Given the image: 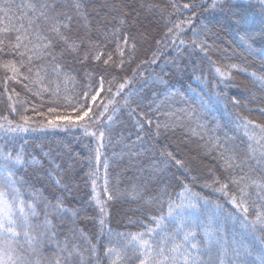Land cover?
Listing matches in <instances>:
<instances>
[{
	"label": "snow or ice",
	"instance_id": "1",
	"mask_svg": "<svg viewBox=\"0 0 264 264\" xmlns=\"http://www.w3.org/2000/svg\"><path fill=\"white\" fill-rule=\"evenodd\" d=\"M202 3L205 10L210 7L223 11L228 7L225 0H202ZM169 4L173 11L168 13L171 25L166 33L168 43L174 46L177 54L187 47L192 51L199 49L207 56L211 45L199 36L196 29H192L190 42L182 37L185 25L190 28L195 18L193 4L178 3L177 0H169ZM258 6L264 14V0H258ZM89 7L93 5L88 0H0V89L7 94L10 112H17L18 103L23 106V112L28 110L24 99H13V95L19 97L20 93L15 87L10 88V83L23 84L34 96L48 93L53 105L48 107L47 114L40 113L45 120L39 122V129L31 126V117L23 112L19 120L0 116V264H264V123L246 116L238 115L235 123L244 137V149L229 147L227 142L221 145L218 137L208 141L209 151H216L224 177L222 179L213 171L212 182H205L201 187L221 194L230 208L201 195L187 183L182 184V190L174 196L168 194L164 185L159 195L150 198L144 197L143 186L133 185L132 199H144L147 204L157 205L158 214L150 215L143 230L134 233L110 227L109 202L128 189H120L118 180L116 186H111L107 157L102 162L103 184L98 187L101 150L105 147L106 132L107 142L112 143L110 130L120 111L119 107H113L109 112V106L115 103L114 97L119 96L131 81L125 79L119 83L113 98L105 97L107 103L101 100L97 104L100 93L105 89V79L101 75L97 89H92L89 84L88 91L81 93L84 103L79 100L75 103L72 108L75 116L61 113L54 106L59 102L61 83L65 93L68 92L69 81L76 84L73 71L66 66V55L74 56L80 63L92 59L100 65L120 68L134 58L136 44L130 43L128 35L122 33L126 24L124 17L119 18L118 25L111 27L101 28L98 23L94 34ZM147 7L151 10L159 8V5L149 4ZM185 10H191L187 18H178L173 23L171 17H179ZM160 11L163 13L164 9ZM235 22L239 23V20ZM74 25L83 28V32ZM110 43L115 45L112 51L107 50ZM160 54L159 49L153 53L151 63H156ZM114 55L119 59H115ZM229 67L246 71L235 64ZM215 71L225 80L232 78L229 71H222L219 67H215ZM249 75L264 90V75L256 72ZM153 79L167 85L162 78ZM196 79L201 81L200 76ZM114 80L115 77L108 81L109 93L113 92L111 84ZM131 95V92L126 94L124 106L129 105L127 97ZM174 95L176 93L168 90L165 99ZM219 96L216 93L208 97L207 103L203 97L198 98L200 110L211 111L210 105L221 102ZM63 98L72 104L71 96ZM89 99L91 105L97 106L95 113L88 103ZM233 103L238 104L239 101L233 99ZM163 104L164 101L157 102L156 109L159 110ZM177 111L183 112L184 116L177 117L175 122H156L152 133L154 140L159 139L162 128L167 132L185 127V119L196 122L201 129L205 128L203 123H199L196 109L181 108ZM258 111L264 114V108ZM106 114L107 128L92 130V125L100 124ZM128 114L138 117L136 127L139 129L144 128L145 122L149 126L153 123L151 118L137 113L135 108L129 107ZM163 114L175 116L172 111ZM76 127L98 142L87 157L88 171L85 173L92 189L88 205L95 209V215H89L87 208L73 207L67 202L72 197L74 185L72 177L66 180L65 174L75 172L73 157L70 156L66 167H62L50 152H43L40 157L30 155L24 147L26 140L20 142L22 134L30 130H68ZM192 132L197 134L195 129ZM116 142L128 149L127 152L122 149L113 153L121 160L125 156L144 155L153 147L145 146L146 142L140 135L128 143L122 134H118ZM137 145L140 147L137 148ZM171 166H178L191 175L185 162L165 145L159 150V159L149 165L151 178L157 179ZM29 168H47L53 190L48 192L28 181L22 173ZM191 179L196 181L195 176ZM81 221H91L96 228L95 235L82 226ZM228 224L233 226L231 230L227 229ZM237 225L239 231L236 230Z\"/></svg>",
	"mask_w": 264,
	"mask_h": 264
},
{
	"label": "trees",
	"instance_id": "2",
	"mask_svg": "<svg viewBox=\"0 0 264 264\" xmlns=\"http://www.w3.org/2000/svg\"><path fill=\"white\" fill-rule=\"evenodd\" d=\"M88 2L93 5L88 8V12L94 34L98 23L101 28L111 27L118 25L119 18L124 17L126 24L122 28V33L128 35L130 43L136 44L135 55L131 62L125 63L122 68L100 65L92 59L80 63L74 56L66 55V66L73 71L76 84L73 85L69 81L68 92L65 93L64 84L61 83L59 102L54 106L61 113H72V108L78 100L84 103L81 93L88 91L89 84L92 89H97L101 75L105 79V89L100 93L97 104H100L101 100L107 103L105 97L113 98L119 83L124 82L125 79L131 81L126 84L119 96L114 97L115 103L109 106V112L113 107H119L120 111L115 117V125L110 130L112 143L107 142L108 133L106 132L105 147L101 150L98 187L103 184L102 162L107 157L111 186H116L118 180L120 189H128L119 198L109 202L110 227L116 231L134 233L143 230L144 224L149 222L150 215L158 214L157 205L147 204L144 199H132L133 185L143 186L144 197L150 198L159 195L160 188L164 185L167 186L168 194L174 196L182 190V184L187 183L201 195L210 200H218L226 208H230L231 206L225 203V198L221 194L213 192L210 188H203L201 185L212 182L213 171L222 179L224 177L216 151H209L210 138L218 137L221 145L227 142L229 147L242 150L246 145L242 143L244 140L242 133L235 127L237 116H246L264 123V114L258 111L259 108H264V90L249 75L251 72L264 75V14L260 11L258 0H225L228 7L223 11L213 10L210 7L205 10L202 0H177L178 3H192L195 10L192 25L190 28L185 25L186 30L182 33V37L190 42L192 29H196L199 36L211 45L207 56L199 49L192 51L187 47L182 53L177 54L174 46L168 43L169 38L166 33L171 26L168 22V13L173 11L169 0H88ZM149 4L159 5V8L150 10L147 7ZM160 9H164V12L161 13ZM189 11L191 10H185L179 17L173 15L172 22L175 23L178 18L186 19ZM237 19L239 23L235 22ZM74 28L79 26L74 25ZM79 31L83 32V28H79ZM97 38L103 39L100 36ZM114 47L115 45L110 43L107 50L112 51ZM158 49L162 54L156 57V63H151L153 53ZM125 56H128L127 50ZM114 58L119 59L116 55ZM233 64L246 71L230 68L229 66ZM215 67L231 72V80L221 77L215 71ZM197 76L201 77V81H197ZM113 77H115L111 84L113 92L109 93L108 81ZM153 78H162L167 81V85H161ZM225 85L229 86L225 87ZM9 87H15L20 93L19 97L13 95V99H24L28 110L23 112V106L18 103L17 112L11 113L7 94L0 89V116L7 115L10 119L19 120V115L23 112L31 117V126L39 129V122L45 120L40 113L47 114L48 107L53 106L49 94L42 93L41 96H34L23 87V84L10 83ZM168 90L176 95L166 100ZM129 92L132 93L127 97L129 105L124 106L125 96ZM216 93L220 94L221 102L214 106L210 105L211 111H201L198 98L203 97L207 103L208 97ZM65 95L72 97V104L63 98ZM233 99L238 100L239 103L234 104ZM159 101H164V104L157 110L156 104ZM88 103L95 113L98 110L97 106L91 105L90 99ZM129 107L151 118L152 125L149 126L145 122L143 129L137 128L138 117L128 114ZM181 108L196 109L199 123H203L205 128L201 129L197 127L196 122L185 119V127L169 129L167 132L162 128L161 136L158 140H154L152 133L155 131L156 122H175L177 117L184 116L183 112L177 111ZM169 111L175 112V116L163 114ZM72 114L76 115V113ZM106 117L107 114L100 124L92 125V130L107 128ZM192 129H195L197 134H193ZM118 134H122L128 143L136 140L138 135L143 136L145 146L153 145L152 150L141 156H125L122 160L117 159L113 156L114 152L119 153L122 149L125 152L128 151L122 144L116 142ZM25 140L26 143H24ZM20 142L24 143L25 150L30 155L40 157L43 152H50L62 167H66L70 156L73 157L75 172L65 174L66 180L69 176L72 177L74 185L72 197H69L67 202L73 207L87 208L89 215L96 214L95 209L88 205L92 189L85 175L88 171L87 157L92 154V150L98 143L95 137L84 135L83 129L78 127L68 130L48 128L24 133L20 137ZM165 145L185 162L191 175L178 166H171L157 179L151 178L149 165L153 160L159 159V150ZM139 147L140 145H137V148ZM77 154L78 158H76ZM141 169L143 171H140ZM47 172V168H29L22 175L38 187L51 192L52 181ZM192 176L196 177L195 182L192 181ZM81 224L95 235L96 228L91 221H81ZM228 227L231 230L233 226L229 224L227 229ZM236 230L239 231L238 225ZM103 243L104 241L101 240V245Z\"/></svg>",
	"mask_w": 264,
	"mask_h": 264
},
{
	"label": "rangeland",
	"instance_id": "3",
	"mask_svg": "<svg viewBox=\"0 0 264 264\" xmlns=\"http://www.w3.org/2000/svg\"><path fill=\"white\" fill-rule=\"evenodd\" d=\"M227 226H229V224ZM228 228H229L228 230H230V227H228Z\"/></svg>",
	"mask_w": 264,
	"mask_h": 264
}]
</instances>
